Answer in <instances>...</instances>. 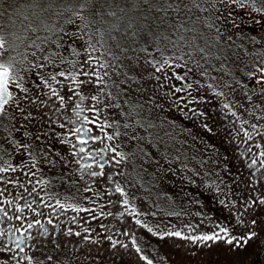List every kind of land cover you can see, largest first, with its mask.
<instances>
[{
  "label": "snow or ice",
  "instance_id": "obj_1",
  "mask_svg": "<svg viewBox=\"0 0 264 264\" xmlns=\"http://www.w3.org/2000/svg\"><path fill=\"white\" fill-rule=\"evenodd\" d=\"M185 122L230 150L148 207ZM153 238L264 264V0H0V264H167Z\"/></svg>",
  "mask_w": 264,
  "mask_h": 264
},
{
  "label": "rangeland",
  "instance_id": "obj_2",
  "mask_svg": "<svg viewBox=\"0 0 264 264\" xmlns=\"http://www.w3.org/2000/svg\"><path fill=\"white\" fill-rule=\"evenodd\" d=\"M215 104L216 101H209V115L219 123L220 120H223V117L219 116L217 109L213 107ZM185 127L190 128L191 132H180L179 129H170L166 124L158 126L156 134L160 136L163 143L168 145L169 151L173 155L177 154L175 149H179L178 154L181 156V160L171 162V172L168 171V162L162 161L163 167H157L151 160L144 164L146 171L141 173V175L146 187L144 189L138 188V190L143 195L149 197V201L145 202L148 207H151V204H159L164 211L174 210L177 204L181 207H186V204L183 202L185 198L181 196V187L191 192L195 186H190L185 182V169L181 167V163H186L189 166V175H191L190 169L195 168L199 171L202 164L210 170L212 164L209 163V160L215 161L218 156H222L223 153L230 150L225 146L227 134L224 133L223 128H221L220 133H208L206 130L200 128L198 123L193 126L191 122H185ZM165 133H168L170 136H177L178 139L176 141H165ZM213 134L215 136L223 134L224 136L216 141L212 136ZM173 143H175V149L171 147ZM149 151L153 155H156L155 148H150ZM205 157H208L209 160H205ZM169 195L176 199L175 204L169 201ZM160 218H163V215ZM149 219L153 218L149 217ZM158 250L159 252L155 251L154 256L166 258L167 264H197V260L203 259L202 256L190 259L191 250L187 242L182 241L180 238L169 240L167 249L159 246ZM215 251V247L204 250L205 254L209 257L207 264H215Z\"/></svg>",
  "mask_w": 264,
  "mask_h": 264
},
{
  "label": "flooded vegetation",
  "instance_id": "obj_3",
  "mask_svg": "<svg viewBox=\"0 0 264 264\" xmlns=\"http://www.w3.org/2000/svg\"><path fill=\"white\" fill-rule=\"evenodd\" d=\"M212 136H213L214 139L217 141L220 137H222V136H224V135L222 134V135H219V136H215V134H213ZM226 136H227V135H226ZM225 146H226V148H229V149H230V146L227 144V142H225ZM77 239H78V238H77ZM165 240L167 241V243H164V244H158V243L156 242V239L153 238V239H151L150 243L156 245L157 251L159 252V250H158V249H159V246H160V247H163L164 249H167V247H168V243H169V240H168V238H165ZM81 251H83V250H81ZM157 251H156V252H157ZM150 254L154 256L155 252H152V253H150ZM154 257H155V256H154ZM78 264H89V262L87 261V259H85V260H83V261L78 262Z\"/></svg>",
  "mask_w": 264,
  "mask_h": 264
}]
</instances>
